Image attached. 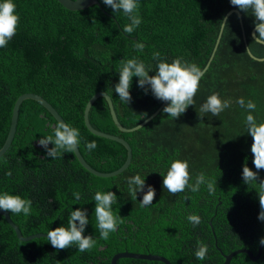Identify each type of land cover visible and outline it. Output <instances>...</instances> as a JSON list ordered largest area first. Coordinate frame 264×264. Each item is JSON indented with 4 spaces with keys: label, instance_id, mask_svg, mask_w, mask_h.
Returning <instances> with one entry per match:
<instances>
[{
    "label": "trees",
    "instance_id": "obj_1",
    "mask_svg": "<svg viewBox=\"0 0 264 264\" xmlns=\"http://www.w3.org/2000/svg\"><path fill=\"white\" fill-rule=\"evenodd\" d=\"M97 1L103 11L96 5L72 11L55 0H13L20 20L15 36L0 48V146L15 98L31 92L45 99L65 123L79 129L78 151L87 164L100 172L119 167L125 149L86 129L82 119L86 100L104 91L124 128L137 125L162 103L150 90L145 94L137 86V77L132 78L131 103L120 101L114 87L121 59L135 57L151 65L149 75H154L158 63L154 52L169 63L178 57L201 69L207 63L195 103L175 120L163 113L164 102L142 127L120 131L105 99L96 98L87 112L89 124L123 138L131 149L125 169L98 177L86 171L73 153L56 159L46 156L37 141L54 135L57 123L36 101L22 100L13 138L0 155V194L30 199L32 210L28 216L7 212L10 220L22 236L46 234L49 229L67 227L72 210L86 209L89 223L83 234L91 235L96 244L81 253L75 244L57 250L43 236L22 241L0 215V264H109L120 251L161 255L170 264H220L223 254L238 248L255 254L264 237V221L258 219V183L264 180V169L259 170L256 182H243L245 163L257 170L250 151L252 137L246 132L249 110L236 103L239 98L245 103L252 100L256 110L251 114L258 123L264 121V59H255L264 57V43L250 35L255 20L251 10L240 11L230 0H138L142 23L129 35L122 31L130 22L123 12H113ZM232 8L240 15H226ZM225 18L227 26L221 22ZM134 42L145 44L142 52L136 51ZM214 92L230 100L231 107L218 116L204 113L200 117L201 105ZM91 141L97 147L89 151L85 144ZM176 159L189 162L190 184L204 173L215 184V192L210 194L207 185L201 184L196 192L186 189L170 194L162 181ZM9 171L11 176L6 175ZM137 174L155 189L150 206H140L146 187L136 199L129 194L127 179ZM97 191L116 194L112 210L123 221L107 240L100 238L97 228ZM76 192L79 200L73 195ZM192 214L201 220L195 227L187 219ZM198 241L208 246L204 260L194 255ZM116 264L163 263L118 258ZM227 264H264V245L256 259L239 252Z\"/></svg>",
    "mask_w": 264,
    "mask_h": 264
},
{
    "label": "clouds",
    "instance_id": "obj_2",
    "mask_svg": "<svg viewBox=\"0 0 264 264\" xmlns=\"http://www.w3.org/2000/svg\"><path fill=\"white\" fill-rule=\"evenodd\" d=\"M105 6L111 7L113 12L122 11L130 21L122 31L131 35L136 28L142 23L138 14V0H102ZM230 4L240 11L247 12L251 10L254 16V41L264 43V0H230ZM16 5L13 0H3L0 3V48L6 47L8 42L15 36L19 26V16L16 14ZM227 26L226 18L221 21ZM136 51L142 52L145 44L134 42ZM153 59L157 60L154 75H149L151 65H145L142 60L135 57L121 59V68L119 71V81L114 87L115 93L122 103H131L132 97L130 88L132 78L137 77V86L144 90L145 94L151 91V94L162 102H167L162 109L168 117L178 119L185 113L189 106L194 105V97L199 91L200 80L204 76L203 70L195 63H189L183 58L178 57L170 63L160 59V53L154 52ZM240 107L249 110L246 115L245 124L246 132L252 137L250 151L253 155V164L257 171H252L245 163L242 166V179L245 184L256 182L259 179V170L264 169V121L257 122L255 116L251 113L256 110V104L252 100L245 103L243 98L236 101ZM231 107L230 100H224L219 93H212L207 97L205 103L200 107V117L204 113H211L218 116L225 109ZM142 127V126H141ZM79 129L70 126L67 123L58 121L54 128V135L43 137L37 143L46 150V156L56 159L63 153L76 152L80 144ZM51 143L54 147L49 148ZM85 147L92 151L97 145L95 141L86 142ZM6 175L11 176L9 171ZM190 165L187 160L176 159L170 164L166 175L163 176V188H166L172 195H177L190 189L192 192L199 190L201 184H206L210 194L215 192V184L207 181L204 173L198 174L195 184H190ZM128 191L133 199H136L138 192H144L140 200L141 207L150 206L155 198V189L151 185L145 184V177L139 174L127 179ZM260 196V212L258 219L264 221V180L258 183ZM76 200L80 199V193H73ZM95 217L97 228L100 232V238L107 240L111 233L117 231L118 226L122 223L120 216L114 214L112 206L117 203V196L112 191H97L94 195ZM32 202L30 199L22 198L19 195H11L7 192L0 194V210L14 214H31ZM188 221L195 227L201 222L200 217L196 214L189 215ZM89 220L87 210L77 208L71 211L68 219V226H60L55 229H49L46 233V239L57 250H64L77 245V250L81 253L91 250L96 241L91 235H84L86 225ZM259 243L264 245V237L260 238ZM208 253V246L202 241H198V247L194 255L198 260H204Z\"/></svg>",
    "mask_w": 264,
    "mask_h": 264
},
{
    "label": "water",
    "instance_id": "obj_3",
    "mask_svg": "<svg viewBox=\"0 0 264 264\" xmlns=\"http://www.w3.org/2000/svg\"><path fill=\"white\" fill-rule=\"evenodd\" d=\"M55 1H57L65 9L72 10V11L83 9V8H86L90 5H96L100 10H102V8H101V6L97 0H55ZM231 12H235L237 14V16L240 15L239 12L233 8L228 10L226 15L231 13ZM254 29H255V27L252 28L250 31V35L252 36L253 39H254ZM218 37H219V35L217 36L216 42L218 40ZM132 39H135V37H132ZM249 55L251 57H253L250 53H249ZM210 58H211V56L209 57V59ZM253 58H255V57H253ZM255 59L263 60L264 57L255 58ZM206 66H207V63L204 65L202 70H204L206 68ZM98 97H102L105 99L107 106H108V110H109L111 120H112L113 124L120 131H130V130H133V129L140 127L142 124H144L151 116H153L159 110V108L163 105L164 102H162L161 105L149 117L145 118L144 120L139 122L137 125H135L131 128H124L117 121L114 110L112 108L111 100H110L109 96L104 91L94 92L86 100V102L84 104L83 112H82L83 124L86 127V129L94 135L104 137V138H108V139H111L115 142H118L119 144H121L124 147L126 154H125V158H124L123 162L121 163V165L119 167H117L116 169L109 171V172H100V171H97L94 168H92L89 164H87L85 162V160L83 159V157L81 156V154L79 153L78 150H76V152H73V155L76 158L77 162L89 173H91L95 176H98V177H108V176H113V175L121 172L123 169L126 168V166L129 163V160H130L131 149H130V146L128 145V143L123 138H121L117 135L108 134V133L96 130L89 124V121L87 118V112H88V109H89L90 105L92 104V102ZM24 99H31V100H34L37 103H39L52 116V118L54 119V121L56 123L58 121L64 122V120L61 118V116L58 114V112L41 96H39L35 93H31V92H24V93L19 94L15 98V100L12 104V107H11L9 125H8V129H7L5 138H4V140L0 146V155L7 149V147L9 146V144L13 138V134L15 131V125H16V121H17L18 107H19L21 101ZM0 215H2L4 217L7 224L12 228L16 238H18L19 240L25 241V240H29L31 238L39 237V236L46 237L45 233H33V234H30L27 236H22L18 227L10 220L7 212L0 210ZM261 247H262V245L259 243L256 247L255 254H252L251 251H249L248 249H245V248L235 249V250H233L227 254H223L222 255L223 261L220 264H227L229 262L231 256L236 254V253H239V252L246 253V255L248 256L249 259L254 260L259 256L260 251H261ZM118 258H136V259H145V260H156V261L162 262L163 264H170V262L165 257H163L161 255H156V254H151V253H137V252H129V251H120V252L114 253L109 260V264H116V260Z\"/></svg>",
    "mask_w": 264,
    "mask_h": 264
}]
</instances>
